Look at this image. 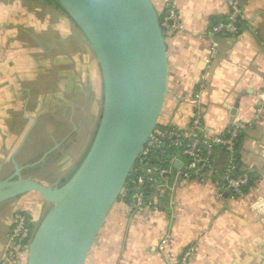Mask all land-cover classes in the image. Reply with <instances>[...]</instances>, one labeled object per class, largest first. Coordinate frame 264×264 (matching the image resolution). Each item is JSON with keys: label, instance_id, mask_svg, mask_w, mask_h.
<instances>
[{"label": "crops", "instance_id": "crops-1", "mask_svg": "<svg viewBox=\"0 0 264 264\" xmlns=\"http://www.w3.org/2000/svg\"><path fill=\"white\" fill-rule=\"evenodd\" d=\"M152 1L161 16L176 14L165 32L169 80L157 128L187 127L194 117L190 99L199 90L202 126L210 134L238 127V165L250 171V183L244 195L236 196L213 179L186 178L187 157L179 151L167 190L155 193L163 207L137 211L120 198L85 264H179L191 244L196 250L190 264H264V0L241 1L245 18L236 37L211 32L216 22L226 18L227 0ZM31 5L19 0L0 5L3 175L14 169L6 157L8 141L16 144L15 151L39 120L72 121L80 106L83 116L93 122L84 128L83 140L67 153L86 149L97 124V96L102 94L99 65L78 26L54 8L40 5L32 12ZM18 23L38 27L39 32L18 40L12 34V24ZM227 158L223 149H217L218 175ZM47 206L38 192H28L12 201L10 223L17 207L39 219ZM3 240L0 255L6 235ZM21 264H27L26 257Z\"/></svg>", "mask_w": 264, "mask_h": 264}, {"label": "water", "instance_id": "water-1", "mask_svg": "<svg viewBox=\"0 0 264 264\" xmlns=\"http://www.w3.org/2000/svg\"><path fill=\"white\" fill-rule=\"evenodd\" d=\"M55 1L84 34L101 71L96 131L72 175L61 183L24 173L63 142L21 164L16 156L31 127L11 155L14 172L3 176L0 171V204L28 192H38L48 203L35 226L27 264H85L157 128L168 92L169 59L152 0Z\"/></svg>", "mask_w": 264, "mask_h": 264}, {"label": "built area", "instance_id": "built-area-1", "mask_svg": "<svg viewBox=\"0 0 264 264\" xmlns=\"http://www.w3.org/2000/svg\"><path fill=\"white\" fill-rule=\"evenodd\" d=\"M242 0H227L228 13L224 20L216 22L211 29L213 34H223L236 37L241 31V23L245 18ZM176 14L172 11L161 17L164 31L171 29ZM200 82L199 87L203 88ZM194 107V117L190 124L182 130L156 128L145 148L142 157L138 159L131 171L128 188L131 194L122 191L120 198L131 209L137 211L159 210L163 207L155 193L169 186L171 164L175 156L165 154L167 146L182 144L181 153L187 157L183 175L186 178H195L200 181L213 179L214 182L230 190L233 195L242 196L250 183V171L241 169L238 165L237 147L239 129L236 125L229 126L225 133L210 134L202 126L203 111L200 100V91L190 99ZM217 149H223L227 154V163L224 170L218 175L216 159ZM154 150L160 153L156 155ZM148 159H155L160 164H151ZM168 163V165H161ZM133 173V174H132ZM148 190H143V188ZM37 217L22 207L14 209L11 217V227L0 255V264H21L22 257H28L30 241L37 224ZM194 244L187 246L181 254L179 264H190V258L195 253Z\"/></svg>", "mask_w": 264, "mask_h": 264}, {"label": "trees", "instance_id": "trees-1", "mask_svg": "<svg viewBox=\"0 0 264 264\" xmlns=\"http://www.w3.org/2000/svg\"><path fill=\"white\" fill-rule=\"evenodd\" d=\"M22 2H33L38 3L43 7L54 8L60 12H62L61 7L55 0H20ZM37 5V6H39ZM63 13V12H62ZM162 17V16H161ZM80 106L79 111L76 112V116L72 121L66 120L56 123V121H46L39 120L36 125H34L32 131L30 132L24 146L18 152L16 158L21 164H25L28 162H33L39 159L43 153H45L48 149L53 147L56 142H62L60 147L53 151L48 157L45 163L38 164L34 167H30L25 169L26 173L32 174L34 176H40L44 180L48 182L54 181V174H48L47 168L49 165L58 158L63 157L67 152L72 149L76 144L81 142L84 138V128L87 127L93 122V119H89L83 116V108ZM81 108V109H80ZM77 126L78 129L74 130V127ZM51 128L53 129V133L50 132ZM55 128V129H54ZM72 131V133L67 136L66 132ZM96 127L92 131L91 137L95 134ZM147 147V146H146ZM182 144L179 147L176 146H167L165 154H170L175 156L182 149ZM156 155L160 156V153L157 150H154ZM142 155L140 156V158ZM187 160V159H186ZM151 164H160L155 159H148ZM79 164V163H77ZM168 165V163L161 164ZM174 166V162L170 165ZM75 167L70 171L66 178L61 180V183H64L74 172ZM133 174V173H132ZM131 178V174L127 180L124 191L128 194H131V188H128L129 180ZM143 190H148V188H143ZM13 201V200H12ZM12 201H8L6 203H2L3 205L0 210V252L4 243V236L2 234H6L11 227V223H9L10 213L12 210Z\"/></svg>", "mask_w": 264, "mask_h": 264}, {"label": "rangeland", "instance_id": "rangeland-1", "mask_svg": "<svg viewBox=\"0 0 264 264\" xmlns=\"http://www.w3.org/2000/svg\"><path fill=\"white\" fill-rule=\"evenodd\" d=\"M13 1L14 0H0V5L4 4V3H12ZM15 1H18V0H15ZM31 3H32V5L30 6V10H32V12H33L38 8L37 5H39V4L33 3V2H31ZM39 11H42V14L44 13V11L41 9ZM28 27H30V28H28ZM3 31L7 32L5 30H3ZM12 31H13L12 34H14V35L16 34L18 40H21V36L23 37L26 34H28L29 32L38 33L39 29H38V27L35 28L34 26H25L24 24L18 23V24H12ZM40 33H42V32H40ZM12 40H13V38H12ZM97 98H99V100L101 99V93L99 94V97L97 96ZM99 100H98L99 108H98V114L97 115H99V113H100V101ZM88 138L89 137L87 136L85 139H88ZM18 142H20V139L18 140ZM15 145L12 144V142L10 143V141H8L7 147L9 148L10 151L7 152V154H6L7 158H9V157L11 158V155L13 154L14 149L16 148V147H14ZM2 149H3V146H2ZM84 152H85V148L84 149L79 148L74 154H70V153L68 154L67 153L66 154L67 156L56 159L55 161H53L49 165V168H47L46 173L56 175L59 172H61V173L69 172L71 169H73L77 165L79 159L81 158V156L83 155ZM0 155L3 156V152ZM9 223H10V220H9Z\"/></svg>", "mask_w": 264, "mask_h": 264}, {"label": "flooded vegetation", "instance_id": "flooded-vegetation-1", "mask_svg": "<svg viewBox=\"0 0 264 264\" xmlns=\"http://www.w3.org/2000/svg\"><path fill=\"white\" fill-rule=\"evenodd\" d=\"M47 160V159H46ZM45 160V161H46ZM45 161L44 162H42V163H45ZM29 163V162H28ZM41 164V163H40ZM38 165V164H37ZM14 166V165H13ZM72 170V169H71ZM70 170V171H71ZM70 171L69 172H64V173H61V172H59V173H57L56 175H55V177H54V181L53 182H61V180L62 179H64V178H66L67 177V175L70 173ZM14 172V169H13V171L11 172V173H13ZM11 173H9V174H5V175H3V176H8V175H10ZM24 173L26 174V175H32V174H29V173H26L25 172V170H24ZM34 176V175H33ZM6 202H8V201H6ZM6 202H3V203H6ZM3 204L1 203L0 204V210H2L3 208H1V206H2ZM7 234H8V232L5 234L6 235V237H7ZM4 234H2L1 236H5Z\"/></svg>", "mask_w": 264, "mask_h": 264}]
</instances>
